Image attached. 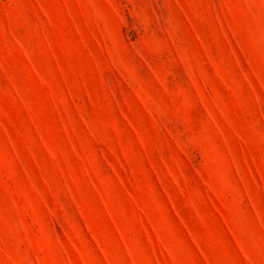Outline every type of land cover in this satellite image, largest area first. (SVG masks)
<instances>
[{"label": "rangeland", "instance_id": "rangeland-1", "mask_svg": "<svg viewBox=\"0 0 264 264\" xmlns=\"http://www.w3.org/2000/svg\"><path fill=\"white\" fill-rule=\"evenodd\" d=\"M0 264H264V0H0Z\"/></svg>", "mask_w": 264, "mask_h": 264}]
</instances>
